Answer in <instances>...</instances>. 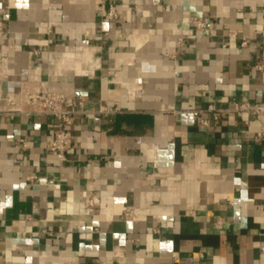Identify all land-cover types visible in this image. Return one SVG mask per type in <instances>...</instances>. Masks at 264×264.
Segmentation results:
<instances>
[{
	"label": "crops",
	"instance_id": "0c3cea01",
	"mask_svg": "<svg viewBox=\"0 0 264 264\" xmlns=\"http://www.w3.org/2000/svg\"><path fill=\"white\" fill-rule=\"evenodd\" d=\"M263 49L264 0H0V264H264V119L195 114L264 102Z\"/></svg>",
	"mask_w": 264,
	"mask_h": 264
},
{
	"label": "built area",
	"instance_id": "2783aa9c",
	"mask_svg": "<svg viewBox=\"0 0 264 264\" xmlns=\"http://www.w3.org/2000/svg\"><path fill=\"white\" fill-rule=\"evenodd\" d=\"M109 15H116L113 8L110 9ZM192 24L199 31H205L209 23L203 19L193 17L191 19ZM247 40L243 39L242 45H247ZM255 69L258 71H264V49L262 51L261 62L256 64ZM28 102L31 105H36L39 108V112L54 116L57 119V129L47 144V149L55 152L58 157L64 158L65 153L70 148V128L74 124L73 112L64 109L63 104L65 103V97L60 93L52 92H37L35 94L28 95ZM113 111L112 108H108L107 112ZM212 114L213 119H217L220 113L227 115H236L238 117H243L245 115L258 118L260 120L264 119V102H240L235 104L231 108L219 109L215 104H209L205 108L196 110V120L197 124L200 126H208L211 119L205 118L204 114ZM258 137L264 136V130L258 132ZM17 147H25L26 144L24 140H19L16 144Z\"/></svg>",
	"mask_w": 264,
	"mask_h": 264
}]
</instances>
